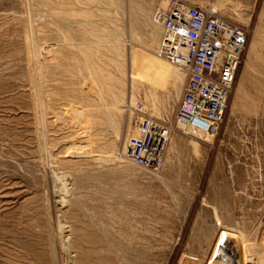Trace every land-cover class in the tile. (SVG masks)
Returning <instances> with one entry per match:
<instances>
[{
    "label": "rangeland",
    "instance_id": "obj_1",
    "mask_svg": "<svg viewBox=\"0 0 264 264\" xmlns=\"http://www.w3.org/2000/svg\"><path fill=\"white\" fill-rule=\"evenodd\" d=\"M159 1L0 0V264H264V214L247 216L259 247L238 229L213 244V176L264 189V0H186L248 32L215 138L177 128ZM128 106L171 130L158 173L119 156ZM225 233L243 252L223 239L213 258Z\"/></svg>",
    "mask_w": 264,
    "mask_h": 264
},
{
    "label": "built area",
    "instance_id": "obj_2",
    "mask_svg": "<svg viewBox=\"0 0 264 264\" xmlns=\"http://www.w3.org/2000/svg\"><path fill=\"white\" fill-rule=\"evenodd\" d=\"M153 20L163 30L158 57L186 78L175 115L177 128L184 135L217 137L247 49L248 32L215 10L186 0H160ZM127 109L136 112L134 135L119 156L142 170L158 173L171 130L141 110Z\"/></svg>",
    "mask_w": 264,
    "mask_h": 264
},
{
    "label": "crops",
    "instance_id": "obj_3",
    "mask_svg": "<svg viewBox=\"0 0 264 264\" xmlns=\"http://www.w3.org/2000/svg\"><path fill=\"white\" fill-rule=\"evenodd\" d=\"M226 167L233 164L227 163ZM253 164H244L242 167L250 168ZM263 183H264V177ZM260 180L250 175H216L213 176V219L217 226L213 230V244L216 243L222 229H238L246 235L247 245L260 246V230L249 226V215L264 214V189L260 190ZM262 189V188H261ZM220 216H234L233 224L223 221ZM213 220V221H214ZM220 226V229L219 227ZM257 233V242L253 236ZM263 234V232H262ZM261 239H264L263 237ZM214 247V245H213Z\"/></svg>",
    "mask_w": 264,
    "mask_h": 264
},
{
    "label": "bare ground",
    "instance_id": "obj_4",
    "mask_svg": "<svg viewBox=\"0 0 264 264\" xmlns=\"http://www.w3.org/2000/svg\"><path fill=\"white\" fill-rule=\"evenodd\" d=\"M159 26V25H158ZM205 136H207V135H205ZM225 237V238H224ZM238 238V236H233V235H229V234H223L222 236H221V238L219 239V242H218V245H217V248H216V250H215V252H214V254H213V258L214 257H216V253H217V249H218V246L220 245V243L222 242V240L223 239H228L229 241H233L234 243V251H235V254H236V252H238V251H240V252H243V245H242V243L237 239ZM226 243V242H225ZM220 257H222V256H220ZM213 258H212V260H213ZM222 259V258H221ZM238 259H239V263H237V264H242V260L239 258V255H238ZM214 260H215V263L214 264H217V262H219V261H217L215 258H214ZM237 260V259H236ZM232 263V262H231ZM229 264V263H228Z\"/></svg>",
    "mask_w": 264,
    "mask_h": 264
}]
</instances>
